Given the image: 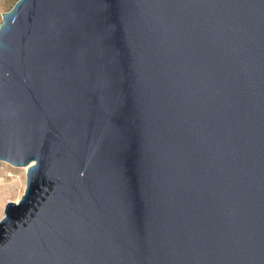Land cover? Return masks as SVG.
Listing matches in <instances>:
<instances>
[{"label":"water","instance_id":"95a60500","mask_svg":"<svg viewBox=\"0 0 264 264\" xmlns=\"http://www.w3.org/2000/svg\"><path fill=\"white\" fill-rule=\"evenodd\" d=\"M0 264H264V0H17Z\"/></svg>","mask_w":264,"mask_h":264},{"label":"rangeland","instance_id":"374dc122","mask_svg":"<svg viewBox=\"0 0 264 264\" xmlns=\"http://www.w3.org/2000/svg\"><path fill=\"white\" fill-rule=\"evenodd\" d=\"M17 0H0L1 14L9 11ZM26 168L13 167L5 162H0V219L4 216V205L7 201L17 200L25 188Z\"/></svg>","mask_w":264,"mask_h":264}]
</instances>
